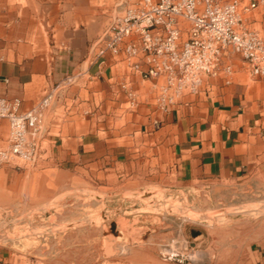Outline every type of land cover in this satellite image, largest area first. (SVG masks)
Wrapping results in <instances>:
<instances>
[{
  "label": "crops",
  "instance_id": "obj_1",
  "mask_svg": "<svg viewBox=\"0 0 264 264\" xmlns=\"http://www.w3.org/2000/svg\"><path fill=\"white\" fill-rule=\"evenodd\" d=\"M116 4L0 0V98H16L27 111L53 92L36 167H0V211L43 204L65 190H90L93 180L99 188L111 189L114 179L120 192H144L173 176L178 191L196 196L224 183L264 186V103L232 82L249 72L236 59L229 80L210 79L196 96L162 110L151 83L89 60ZM245 25L264 39V2ZM7 137V121L0 120V148ZM143 159L147 170L139 167ZM242 252L233 246L226 256L264 264V236ZM9 254L0 247V264Z\"/></svg>",
  "mask_w": 264,
  "mask_h": 264
},
{
  "label": "rangeland",
  "instance_id": "obj_2",
  "mask_svg": "<svg viewBox=\"0 0 264 264\" xmlns=\"http://www.w3.org/2000/svg\"><path fill=\"white\" fill-rule=\"evenodd\" d=\"M232 82L264 103L260 77L239 73ZM139 167L149 164L143 159ZM98 181L90 190L0 211V247L10 251L5 264H247L232 263L227 250L241 255L264 236V186L224 183L196 196L178 191L173 176L144 192H120L114 179L111 189L99 188Z\"/></svg>",
  "mask_w": 264,
  "mask_h": 264
},
{
  "label": "built area",
  "instance_id": "obj_3",
  "mask_svg": "<svg viewBox=\"0 0 264 264\" xmlns=\"http://www.w3.org/2000/svg\"><path fill=\"white\" fill-rule=\"evenodd\" d=\"M260 2L264 0H117L89 60L100 66L110 62L124 76L138 75L151 83L162 110L199 94L210 79L229 80L236 59L250 75L262 78L264 39L245 25ZM52 98L53 92H46L27 111H21L16 98H0V120L8 124L0 167L37 163L42 115Z\"/></svg>",
  "mask_w": 264,
  "mask_h": 264
}]
</instances>
